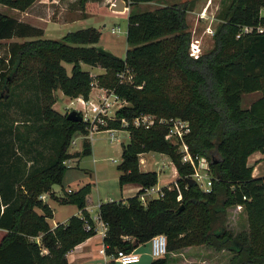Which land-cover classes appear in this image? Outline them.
Here are the masks:
<instances>
[{
    "label": "trees",
    "instance_id": "obj_1",
    "mask_svg": "<svg viewBox=\"0 0 264 264\" xmlns=\"http://www.w3.org/2000/svg\"><path fill=\"white\" fill-rule=\"evenodd\" d=\"M32 1L0 0V4L18 9ZM90 1L100 0L77 2L85 8ZM124 1L131 9L161 0ZM262 8L264 0H228L217 13L213 48L198 58L189 55L191 32L185 3L131 9L124 58L96 45L100 32L94 27L45 38L42 29L0 13V40L30 37L10 42L0 57V117L5 116L1 104L6 108L16 87L32 79L38 101L35 130L55 140L45 163L26 166L15 143L0 129V136L4 134L0 137V229L5 230L0 239V264H68L67 253L96 234L85 209L90 182L74 191L64 190L62 200L75 204L81 213L53 228L47 222L52 209L41 199L53 185L62 186L69 168L64 160L91 151L86 123L67 120L54 110V92L88 99L92 82L113 89L126 102L100 130L122 126L128 131L129 141L122 144L117 165L118 183L141 187L125 200L99 204L98 218L106 227L102 237L105 254L133 251L162 233L166 253L147 264L182 262L187 259L180 257L181 250L194 246L228 253V264H264V176H252L247 164L250 154L264 152V31H257L264 26ZM244 27L251 30L244 32ZM64 63L71 65L69 72ZM82 64L101 67L104 72L92 76ZM125 68L132 72V82L118 77ZM251 92L261 96L243 107L242 96ZM144 114L189 122L184 141L192 155L207 159L209 190L187 182L193 168L181 161L177 147L165 138V124L154 122L148 128L131 124V119ZM121 118L129 121L127 126ZM75 132L83 135L82 149L69 152ZM15 135L23 138L18 132ZM144 152L167 155L176 169L174 182L162 186L161 195L145 205L138 196L156 185L157 173L139 168V155ZM29 161L33 164L35 157ZM229 208L242 209L246 228L234 232L227 227ZM105 264L117 263L109 259Z\"/></svg>",
    "mask_w": 264,
    "mask_h": 264
},
{
    "label": "rangeland",
    "instance_id": "obj_2",
    "mask_svg": "<svg viewBox=\"0 0 264 264\" xmlns=\"http://www.w3.org/2000/svg\"><path fill=\"white\" fill-rule=\"evenodd\" d=\"M77 1L78 0H33L25 7L18 9L0 4V13L42 29V37L45 38H60L68 31L94 27L100 32V38L96 45L118 57L124 58L126 49L128 48L126 43V9L123 12L113 10L111 7L115 5L116 0H110V3L107 2V0H100L97 3H102V5H99L95 11L89 14V12H87L84 7H81ZM227 1L228 0H163L166 4H186V20L191 32V40H199L201 54L207 53L213 48V34L219 23L217 13ZM125 6L130 9L127 3ZM157 7L159 6L154 3L138 4L131 9L150 10ZM130 10H128V12ZM261 14L264 16V8L261 9ZM113 28H118L119 31L112 33L111 29ZM207 28H210V31ZM29 38L30 37H13L0 40V57L5 55L6 47L10 42H21ZM82 65L83 69H89V65ZM64 66L69 72L71 65L64 63ZM97 69H100V67ZM97 69L94 68L92 73L97 72ZM15 91V95L11 97L6 108L4 104H1L2 108L5 109V116L1 114L0 129L6 131L4 133L5 137H10L11 143H15L14 147L17 148L16 152L25 160L26 166L29 164L35 166L42 165L53 151V145L55 143L54 136L44 137L35 130V127L39 125V121L36 120V113H34L37 110L38 101L36 99L33 80L29 79L27 82L21 83L16 87ZM259 94L258 92V95ZM256 95L257 94L254 92L244 94L242 96L241 105L246 107L250 98H254ZM54 96L55 103L52 105V108L61 114H66L72 109L75 110L74 107H80L79 103L61 94L59 90L54 92ZM72 101L74 103H71ZM26 110L29 112L28 115ZM31 125L33 127H28ZM15 132L23 135V138L15 135ZM110 132L109 130L98 131L94 132L90 137H87L90 141V153L81 155L78 158H73L70 162V167L66 170L64 175L62 186L55 184L53 188L59 190V192L63 194V188L65 190L68 187L78 188L81 186V182H90L92 186L91 201L95 202L96 197L99 196L101 198V195L104 193L107 194L108 198H115V195L111 194L119 187L116 177L119 173L117 165L121 161V146L122 144L128 143L129 133L122 126L112 133ZM3 135L0 137H3ZM24 136L26 137L25 139ZM82 139L83 135L80 132H75L67 151L73 152L76 151V149H81ZM174 145L177 147L178 151V145ZM32 157H35L33 164L29 161ZM144 157L150 161L148 166L144 168L158 173V182L156 184L158 188L163 184L172 183V169L170 168L172 164L167 155L163 158L157 153L148 152ZM96 186L100 187L99 190L96 189ZM156 195L157 193L153 192L149 194L147 198H155ZM91 201L89 200V204L92 203ZM92 214H95V207L92 210ZM226 223L227 227L234 232L247 227L246 218L242 209L239 211L235 208H229ZM136 252L140 254V259L138 262L130 264H147L152 260L149 242L139 245ZM181 252L182 256H179L182 258L185 257L187 260L184 259V261L176 264H228V253L223 251L215 253L212 249L205 246H194L181 250ZM107 257L109 258V256Z\"/></svg>",
    "mask_w": 264,
    "mask_h": 264
},
{
    "label": "built area",
    "instance_id": "obj_3",
    "mask_svg": "<svg viewBox=\"0 0 264 264\" xmlns=\"http://www.w3.org/2000/svg\"><path fill=\"white\" fill-rule=\"evenodd\" d=\"M110 3V0H107ZM210 31V28H207ZM251 28L244 27L243 31H250ZM119 29H111L112 33L118 32ZM257 31L262 33L264 31V26H258ZM189 55L193 58H198L201 55V48L199 40L193 39L189 44ZM120 81L126 83L132 82V72L129 68L120 71L118 73ZM74 102L80 104V107H74L77 110L81 117L82 121L86 123V128L88 134L86 137H90L94 132L103 131L100 128L106 125L108 119H112L115 115V111L122 106L126 105V102L113 90L103 87H99L95 82L91 83V90L88 99L82 97L73 98ZM73 101L71 103H74ZM112 114V116H111ZM120 122L123 126L128 125V120L121 118ZM154 122L163 123L167 126V132L165 138L171 143L178 145V152L180 154L181 161L183 163H189L193 168V173L189 176L195 179L199 187L204 191L209 190L211 182L209 175V163L205 157L192 155L188 149L186 142L184 141V135L189 131V122L187 120L181 119L179 117H170V118H158L155 115L144 114L136 116L131 119V124L134 126H143L148 128ZM111 131L117 129H106ZM72 159L64 160V164L67 167H70V162ZM157 193L156 197L161 195L160 188L147 187L142 193L138 196L139 201L145 205L149 200L147 196L151 193ZM180 196H178V199ZM89 228V226H87ZM105 232V231H104ZM104 235V233H103ZM102 235V237H103ZM150 244V255L152 258H158L165 255L166 247V237L162 233L155 234L148 240ZM100 253L105 255L104 246L99 250ZM109 259H112L117 264H130L138 262L140 255L134 250L130 252H124L118 250L115 255L109 256Z\"/></svg>",
    "mask_w": 264,
    "mask_h": 264
},
{
    "label": "crops",
    "instance_id": "obj_4",
    "mask_svg": "<svg viewBox=\"0 0 264 264\" xmlns=\"http://www.w3.org/2000/svg\"><path fill=\"white\" fill-rule=\"evenodd\" d=\"M152 3L157 4L159 7L166 4L165 2H163V0L160 2L151 1V2H145V3H139V4H152ZM99 5H102V3L90 1L86 4L85 10L89 12L90 14V12L95 11ZM128 10H130L129 7L128 8L126 7V16L128 14ZM260 13H261V10H260ZM94 68L97 69L98 67L89 66V69H88V71L90 72L92 76H95L97 74H101L104 72V69L100 67V69H97V72L92 73V70ZM254 93H256L257 95L254 98H250V101L247 104V106H249V104L252 101H254L255 99L261 96L260 94L258 95V92H254ZM81 149H76V151H80ZM146 153L148 152H144L139 155V168L142 171H147L146 168L144 167H147L148 163L150 162L147 158L144 157ZM154 153H157V152H154ZM157 154L163 158L166 156L165 154H162V153H157ZM247 164L252 167V176H255V177L264 176V152L255 151L252 154H250L247 158ZM171 166H172L170 167L172 169L171 176L173 177L172 182H174L176 178V169L173 164ZM118 176H119V173L117 174V177H116L117 182H118ZM157 182H158V173H157ZM84 183L86 182H81V185H83ZM166 185H168V183ZM162 186H165V185L163 184ZM162 186H160L159 188H161ZM153 187L155 189L158 188L156 185H154ZM99 188L100 187L96 186L97 190H99ZM140 188H141L140 185L136 183H125L122 186H119L115 192H112L111 195H115V198H108L107 194L104 193L101 195V198L97 196L94 202V201H91L92 200L91 199L92 186H91L90 193L86 196L85 209L88 211L91 219L94 221L96 234L89 237L88 239L81 242L80 244L76 245L72 250H70L67 253L66 257L68 260V264H105L109 260V258L106 255L99 252L100 248L102 247V235L106 227L103 224V222H101L100 219L98 218V206L101 202H105L109 200H125L128 197H132L136 195L137 192L140 190ZM76 189L77 187L76 188L68 187L66 191H74ZM64 190L65 189L63 188V192ZM63 197H64V194H61L59 190L53 188V186L51 187L50 192L44 193L41 196V199L44 202H46L49 205V207L52 209V216L47 219V222L51 228L56 226L57 223L65 222L70 216L80 215L81 213V210H79V208L75 204L64 202L62 200ZM89 200L92 202L91 204H89ZM94 207H95V214H92V210ZM0 234H1L0 235V239H1V237L5 234V230L0 229ZM137 248H139V246ZM137 248L134 250L135 252Z\"/></svg>",
    "mask_w": 264,
    "mask_h": 264
},
{
    "label": "water",
    "instance_id": "obj_5",
    "mask_svg": "<svg viewBox=\"0 0 264 264\" xmlns=\"http://www.w3.org/2000/svg\"><path fill=\"white\" fill-rule=\"evenodd\" d=\"M126 2L124 0H116L115 1V5H113L111 8L113 10H118V11H124L126 9V6H125ZM65 117L67 120H70V121H74V122H81L82 121V117L80 115V113L77 111V110H70L68 111L66 114H65ZM187 182L189 184H197L195 179L192 178V177H189L187 179ZM180 210V208H179Z\"/></svg>",
    "mask_w": 264,
    "mask_h": 264
}]
</instances>
